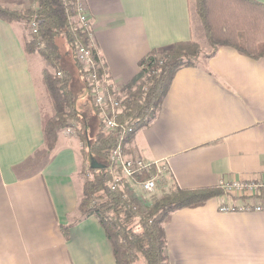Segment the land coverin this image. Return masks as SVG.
Masks as SVG:
<instances>
[{
  "label": "crops",
  "instance_id": "crops-1",
  "mask_svg": "<svg viewBox=\"0 0 264 264\" xmlns=\"http://www.w3.org/2000/svg\"><path fill=\"white\" fill-rule=\"evenodd\" d=\"M78 4L100 79L114 89L137 75L150 51L193 38L190 0ZM0 5L34 7L29 0ZM23 39V24L0 20V264H115L97 220L80 219L77 211L81 143L78 149L61 132L54 150L44 149L42 69L36 64L34 72ZM85 98L87 92L79 95L76 107L93 116ZM125 151L166 166L170 181L184 190L264 180V53L250 60L219 48L195 68L179 70L155 120ZM244 204L222 196L173 213L165 228L169 264H264V210L218 211Z\"/></svg>",
  "mask_w": 264,
  "mask_h": 264
},
{
  "label": "trees",
  "instance_id": "trees-1",
  "mask_svg": "<svg viewBox=\"0 0 264 264\" xmlns=\"http://www.w3.org/2000/svg\"><path fill=\"white\" fill-rule=\"evenodd\" d=\"M29 3L34 7L21 11L0 5V20L10 25L33 23L36 27L35 33H29L28 38L22 40V47L26 55L38 54L48 65L41 71L48 106V111L41 108L44 149L47 153L52 152L59 134L74 129L81 143L80 173L85 176L77 206L80 219L94 217L97 220L115 264H169L165 228L172 214L203 207L212 199L222 197L223 192L217 187L184 190L174 182H160L156 187L158 195L143 211L130 194L135 182L111 187L108 156L118 144L124 147L137 131L147 128L155 120L176 73L199 64L202 53L199 45L189 40L147 53L139 62L137 75L119 89L116 99L120 114L116 122L122 128L105 132L100 112L92 103L87 73L75 61L77 47L89 42L87 30L75 21L77 0H29ZM195 7L211 49L206 59L219 48L232 49L250 60H256L264 53V4L255 0H196ZM62 47L66 51L62 52ZM68 59L74 72L81 76L92 107L94 126L91 136L85 117L76 107ZM94 60H97L95 56ZM97 73L100 78L101 69L97 68ZM106 88L115 94L113 87ZM91 160L102 169H92ZM85 161L90 164L86 165ZM69 228H63L65 237Z\"/></svg>",
  "mask_w": 264,
  "mask_h": 264
},
{
  "label": "built area",
  "instance_id": "built-area-1",
  "mask_svg": "<svg viewBox=\"0 0 264 264\" xmlns=\"http://www.w3.org/2000/svg\"><path fill=\"white\" fill-rule=\"evenodd\" d=\"M76 10L78 22L82 25L85 24L87 19L83 5L78 4ZM29 29L31 33H35L36 31L33 23H30ZM75 61L87 73V86L91 92L92 103L100 112L102 129L105 132H109L122 128L116 122V117L120 114L119 102L116 99L119 97V89L113 88L115 94H111L106 88L109 85L98 77L97 65L94 60L93 46L91 43L88 42L86 46L77 47L75 50ZM128 132H131V130ZM108 161L109 172L112 178L111 187L113 189L116 185L121 184L124 186L128 182H135L143 193L153 194L160 182L167 184L168 180L170 181L166 166L159 162H147L138 157H128L125 146L123 147L121 143L110 152ZM217 188L223 192V197L245 201V204L242 206H220L218 208L219 212H260L263 210L264 180L262 179H251L247 181L221 180L218 182Z\"/></svg>",
  "mask_w": 264,
  "mask_h": 264
},
{
  "label": "rangeland",
  "instance_id": "rangeland-1",
  "mask_svg": "<svg viewBox=\"0 0 264 264\" xmlns=\"http://www.w3.org/2000/svg\"><path fill=\"white\" fill-rule=\"evenodd\" d=\"M195 2L196 0H190V10H191V13H192V24H193V38L191 40H193L194 42H196L200 49H201V56L199 58V62H202V60L206 59V56L211 52V49L208 47L207 43H206V40H205V34L201 28V23L199 21V18L197 16V13H196V7H195ZM27 9V8H26ZM12 10V9H11ZM21 10H24V9H20V10H14V11H21ZM76 21V20H75ZM21 24L24 25V29L27 33V38L29 36V33L30 32V29H29V25H27L25 22H20ZM62 52L66 51L65 47H62L61 49ZM69 60V59H68ZM30 62H31V65H32V68L34 70V72L38 75V70L36 69V64L39 66V69H43V68H47L48 65L43 61V59L38 55V54H33L30 56ZM41 65V67H40ZM68 66H69V69L71 70V74H72V83H71V89L73 91V93L75 94L76 96V99L79 97V95H84V93L86 92L84 86H83V83H82V78L81 76H79V74L75 73L74 72V67H73V64L72 62H70L69 60V63H68ZM40 78H41V70H40ZM39 84V83H38ZM38 89L41 91V93H43V89L41 87V85L39 84V87ZM86 102L84 103H89L88 99L85 98ZM41 104H42V107L46 108L47 111H48V106H47V102H46V98L43 97L41 99ZM80 112V114L82 116H84L85 120H86V123L87 125L89 126V134L91 136L92 134V129H93V126H94V117L91 115L90 111L87 110V109H82V110H78ZM64 132V134L66 135V140L67 141H71L73 142L74 144L77 145L78 149L80 148V144L78 143V137L74 131L73 128L71 129H68V130H64L62 131ZM69 137V138H68ZM78 159H79V164L80 165V162H81V165H80V169H81V166H82V156H81V153H79V156H78ZM86 165L87 164H90L89 162L85 161ZM81 171L79 170V174L76 176L78 177V184L80 186V189H79V194L81 195L82 194V183L85 181V176L80 173ZM169 182V180H168ZM132 189L130 192L131 196L134 197V203L135 204H139L141 209L143 211H146L149 206H150V203H152L154 197H156L158 195V192H155L153 194H146V193H143L139 187L135 184V186L133 188H130Z\"/></svg>",
  "mask_w": 264,
  "mask_h": 264
},
{
  "label": "water",
  "instance_id": "water-1",
  "mask_svg": "<svg viewBox=\"0 0 264 264\" xmlns=\"http://www.w3.org/2000/svg\"><path fill=\"white\" fill-rule=\"evenodd\" d=\"M90 163H91L90 166H91L92 169H102V166L97 164L94 160H91Z\"/></svg>",
  "mask_w": 264,
  "mask_h": 264
}]
</instances>
